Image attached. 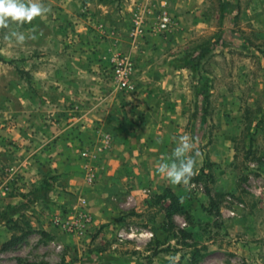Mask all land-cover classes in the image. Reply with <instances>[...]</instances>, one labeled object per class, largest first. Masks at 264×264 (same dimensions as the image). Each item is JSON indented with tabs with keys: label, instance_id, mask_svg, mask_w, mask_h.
<instances>
[{
	"label": "rangeland",
	"instance_id": "374dc122",
	"mask_svg": "<svg viewBox=\"0 0 264 264\" xmlns=\"http://www.w3.org/2000/svg\"><path fill=\"white\" fill-rule=\"evenodd\" d=\"M42 2L0 30V264H264V0ZM183 134L197 174L172 185L156 166Z\"/></svg>",
	"mask_w": 264,
	"mask_h": 264
},
{
	"label": "clouds",
	"instance_id": "9594fccd",
	"mask_svg": "<svg viewBox=\"0 0 264 264\" xmlns=\"http://www.w3.org/2000/svg\"><path fill=\"white\" fill-rule=\"evenodd\" d=\"M51 9L42 0H0V30L9 29L11 23L23 25L31 23L35 18L45 16ZM15 38L17 42H24L26 37L19 31H10L5 39ZM35 39V35L31 36ZM200 151L197 142L189 134L177 138L173 150L174 159L161 158L156 171L164 176L172 185H185L196 176L197 158ZM175 264V258H173Z\"/></svg>",
	"mask_w": 264,
	"mask_h": 264
},
{
	"label": "built area",
	"instance_id": "2783aa9c",
	"mask_svg": "<svg viewBox=\"0 0 264 264\" xmlns=\"http://www.w3.org/2000/svg\"><path fill=\"white\" fill-rule=\"evenodd\" d=\"M171 25V17L168 11L163 10L158 16L156 28L160 31H166ZM141 30V29H140ZM139 30V31H140ZM135 66L133 59L127 55H116L111 60L110 73L111 79L116 89L126 93H134L137 90L134 82ZM86 153H84L85 155ZM91 215L84 205L80 203L79 209L75 215L69 219L61 221V226L73 234H81L91 224Z\"/></svg>",
	"mask_w": 264,
	"mask_h": 264
},
{
	"label": "trees",
	"instance_id": "16d2710c",
	"mask_svg": "<svg viewBox=\"0 0 264 264\" xmlns=\"http://www.w3.org/2000/svg\"><path fill=\"white\" fill-rule=\"evenodd\" d=\"M22 74L26 75L27 77L29 76V74L26 71H19ZM172 200H174L173 202H171L167 207H165V213L167 217H170V215L177 211V212H183L184 208L178 203V201L176 200V197H172ZM183 232V234H185V231H181Z\"/></svg>",
	"mask_w": 264,
	"mask_h": 264
},
{
	"label": "crops",
	"instance_id": "0c3cea01",
	"mask_svg": "<svg viewBox=\"0 0 264 264\" xmlns=\"http://www.w3.org/2000/svg\"><path fill=\"white\" fill-rule=\"evenodd\" d=\"M161 137V136H160ZM159 137V135H152V139H149V141H154V142H160L161 138ZM122 138V137H121ZM147 138V137H146ZM120 141H126V139L123 137V139H120V137L117 138ZM159 140V141H158Z\"/></svg>",
	"mask_w": 264,
	"mask_h": 264
}]
</instances>
